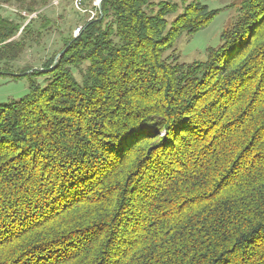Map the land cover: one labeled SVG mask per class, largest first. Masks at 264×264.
Masks as SVG:
<instances>
[{
	"label": "trees",
	"instance_id": "trees-1",
	"mask_svg": "<svg viewBox=\"0 0 264 264\" xmlns=\"http://www.w3.org/2000/svg\"><path fill=\"white\" fill-rule=\"evenodd\" d=\"M167 1L102 0L0 104V264H264V0L193 64L167 52L216 10ZM32 23L0 13V75Z\"/></svg>",
	"mask_w": 264,
	"mask_h": 264
},
{
	"label": "rangeland",
	"instance_id": "rangeland-1",
	"mask_svg": "<svg viewBox=\"0 0 264 264\" xmlns=\"http://www.w3.org/2000/svg\"><path fill=\"white\" fill-rule=\"evenodd\" d=\"M96 1L82 0L81 6H77L75 0H50L35 13L26 12L15 3L0 5V13L21 22V29L32 20L30 31L35 32V40L13 64L11 73L0 75V104L18 100L26 95L28 77L34 72L36 74L32 75L33 81L40 86L46 83L49 70L59 61L65 49L69 32L73 33V30L82 26L84 22L97 16L98 12L94 8ZM191 1L168 0L167 3L173 5L176 12L167 15V22L173 21L176 14ZM199 2L206 5L208 10H216V15L205 28L191 35L184 33L175 40L173 50H169L167 54L178 63L203 62L206 59L207 48L218 47L223 29L228 28L241 15L243 0H200ZM157 6L158 4L155 6L156 9ZM0 74H2L1 70ZM74 75L78 78L79 69L74 70Z\"/></svg>",
	"mask_w": 264,
	"mask_h": 264
},
{
	"label": "built area",
	"instance_id": "built-area-1",
	"mask_svg": "<svg viewBox=\"0 0 264 264\" xmlns=\"http://www.w3.org/2000/svg\"><path fill=\"white\" fill-rule=\"evenodd\" d=\"M76 1V5L77 6H81L82 4V0H75ZM95 6L98 7V2L96 1V4ZM80 30H81V26L77 27L75 30H73V36H77L79 33H80Z\"/></svg>",
	"mask_w": 264,
	"mask_h": 264
},
{
	"label": "water",
	"instance_id": "water-1",
	"mask_svg": "<svg viewBox=\"0 0 264 264\" xmlns=\"http://www.w3.org/2000/svg\"><path fill=\"white\" fill-rule=\"evenodd\" d=\"M101 2H102V0H99V2H98V8H100Z\"/></svg>",
	"mask_w": 264,
	"mask_h": 264
},
{
	"label": "snow or ice",
	"instance_id": "snow-or-ice-1",
	"mask_svg": "<svg viewBox=\"0 0 264 264\" xmlns=\"http://www.w3.org/2000/svg\"><path fill=\"white\" fill-rule=\"evenodd\" d=\"M97 2H99V0H97Z\"/></svg>",
	"mask_w": 264,
	"mask_h": 264
}]
</instances>
